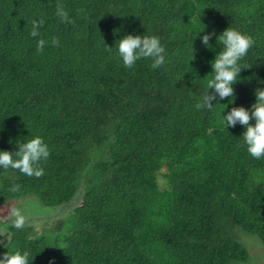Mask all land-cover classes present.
Returning <instances> with one entry per match:
<instances>
[{"label": "trees", "instance_id": "16d2710c", "mask_svg": "<svg viewBox=\"0 0 264 264\" xmlns=\"http://www.w3.org/2000/svg\"><path fill=\"white\" fill-rule=\"evenodd\" d=\"M228 26L252 38L249 68L232 102L218 101L224 110L197 109L219 51L200 36L213 33L214 44ZM126 34L159 37L165 62L125 68L115 41ZM257 88L264 0H0V150L34 135L50 150L41 176L0 168V202L33 196L60 207L57 232L6 226L0 258L20 250L29 264H245L236 232L264 245V158L247 153L243 127H224L221 112L249 108Z\"/></svg>", "mask_w": 264, "mask_h": 264}, {"label": "clouds", "instance_id": "9594fccd", "mask_svg": "<svg viewBox=\"0 0 264 264\" xmlns=\"http://www.w3.org/2000/svg\"><path fill=\"white\" fill-rule=\"evenodd\" d=\"M56 15L63 20L67 18L68 14L62 7H57ZM42 24V20L34 19L30 35L38 37L39 28ZM200 24L202 27L198 28L192 35L190 59L187 63L193 59V38L202 32L205 27L201 22ZM213 35L209 32L200 36L201 44L206 49L218 48L219 51L215 52L213 59L209 62L211 75L207 79L204 92L195 107L211 110L213 106L219 104L223 106L224 110L226 105L218 101L227 97L228 103L232 102V99L229 102V98H233V85L240 79L238 74L242 68H249L243 63V58L252 46L253 40L249 35L230 26L216 34L215 43L210 44L209 40ZM45 43L44 39H38L37 50L42 51ZM51 43L55 45L57 40L53 39ZM107 48L112 49V47ZM115 49L116 55L125 68H132L141 59L151 60L152 68H158L165 62L164 46L161 44L159 37L155 35H123L115 41ZM184 73H182V76ZM254 95L255 101L249 108L237 106L223 112V115L221 112V124L224 127L241 125L243 127L242 140L247 153L252 158L259 160L264 158V88L255 89ZM16 146L18 150L15 152L0 150V168L17 169L27 176H41L44 170L39 166L40 162L46 161L50 154L49 146L45 140L40 135H34L27 140L16 143ZM26 220V214L21 209H11L8 220L11 227L23 229ZM29 262L28 251L14 250L0 258V264H29ZM50 264H52L51 261Z\"/></svg>", "mask_w": 264, "mask_h": 264}, {"label": "rangeland", "instance_id": "374dc122", "mask_svg": "<svg viewBox=\"0 0 264 264\" xmlns=\"http://www.w3.org/2000/svg\"><path fill=\"white\" fill-rule=\"evenodd\" d=\"M158 184L160 189H163L164 180L161 175H158ZM12 208H19L26 214V223L34 227L36 234L49 233L53 230L57 232L55 227L56 222H59L60 219L57 216L60 207H44L37 198L27 196L21 200L8 202L7 204H1L0 202V243L5 244L9 240V233L6 231V226L10 225L8 220ZM56 234H52V236ZM45 236H49V234ZM236 236L237 241L249 252V258L245 264H264V245L258 236L249 235L243 231H237Z\"/></svg>", "mask_w": 264, "mask_h": 264}]
</instances>
